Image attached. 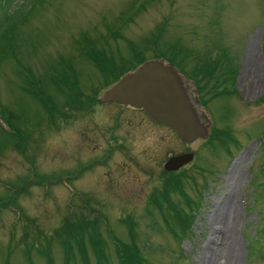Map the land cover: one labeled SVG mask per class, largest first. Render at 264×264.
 Segmentation results:
<instances>
[{
    "label": "rangeland",
    "instance_id": "obj_1",
    "mask_svg": "<svg viewBox=\"0 0 264 264\" xmlns=\"http://www.w3.org/2000/svg\"><path fill=\"white\" fill-rule=\"evenodd\" d=\"M8 3L0 10V27L7 29L0 38V264H81L76 249L69 258L62 254L56 235L64 218L94 221L86 232L96 228L106 260L95 262L82 234L89 264H119L106 231L126 244L130 223L145 264H264V0ZM120 35L128 46L116 39ZM87 43L109 47L114 59L130 63L131 49L147 60L173 56L183 73L170 65L183 75L201 118L226 130L230 140L223 147L203 139L184 143L129 106L114 127L112 102L82 112L62 107L65 97L51 82L68 68L85 94L98 90L99 101L116 82L102 87L82 54ZM215 63L213 78L196 92L186 78L190 69ZM31 82L68 116H49L26 91ZM8 128H16L19 139ZM188 152L192 159L174 172L192 175L200 196L185 185L198 208L190 206L193 221L177 239L147 200L160 188L167 158ZM78 203L86 205L79 209Z\"/></svg>",
    "mask_w": 264,
    "mask_h": 264
},
{
    "label": "trees",
    "instance_id": "obj_2",
    "mask_svg": "<svg viewBox=\"0 0 264 264\" xmlns=\"http://www.w3.org/2000/svg\"><path fill=\"white\" fill-rule=\"evenodd\" d=\"M8 1L9 0H0V10L8 7ZM6 30L7 29H5L4 26L0 27V38H4ZM116 39L121 40L125 43V46H128V41L125 40V37L120 35V37L118 36V38L116 37ZM7 40L10 42V44L7 46L8 48L12 43V38L9 36L7 37ZM82 51V54L91 63L94 69H96L99 76L101 77V85L102 87L104 86L103 88L117 81L125 73L134 70L137 66L147 60L132 49L130 51V57L132 56V63L126 62L120 56L114 59L113 57L116 56L111 54L112 52L109 47L98 49L93 43H87V46L85 48H82ZM159 58L160 57H156L154 59ZM173 58V56L170 57L168 61H166V63L171 64L172 66L176 65L175 68L183 73L181 66L176 64ZM216 65L219 64L215 63L212 64V66L211 64H201L200 67L193 66L192 69H190L191 71L186 76V78L193 84L194 88L196 86V92H201L210 82L209 80L213 78L212 73ZM197 74L199 75L198 78ZM202 81H204L203 85L200 86L199 83H201ZM32 83L33 82H31L30 87H28L26 91H29L30 94H34L36 98L39 99L49 116L53 114L58 116L61 115L62 117L68 116L67 112L60 110L59 113L58 110H55L53 104L47 99V97H44L42 95L46 93L38 88L37 83L34 85H32ZM218 83V80H216L210 85V88H214ZM51 84L59 94L64 95V106H62L64 108L70 107L73 111L82 112L91 106L94 107L96 104L98 105V98L96 97V92L98 90H92V93L85 94V92L77 82L74 71L70 70L69 68L68 74L66 76L63 75L59 79L53 78ZM215 95L216 94H210L208 99L215 97ZM198 102L200 106L205 105V101L202 100V98H198ZM86 111H91V109ZM2 114L3 113L0 112V116H2ZM9 115L11 114H8V116ZM8 130L9 132H11L12 136L16 138V140L19 139L20 135L16 128H13L12 131L11 128H8ZM229 136L230 135L226 130H216L214 128H210L207 137L203 139L204 145H216L218 147H223L226 142L230 140ZM14 146L16 151L19 153L17 146ZM159 179L161 181L160 188L155 189L152 193L149 194L147 204L150 205L152 209H154L161 216L163 223L167 225L172 235L177 239H180V237L185 236L188 233L189 227L191 226L194 218V214L190 211V206L194 207L195 209L198 208V203L196 201L190 200L184 190V187L187 183L190 187L193 186L194 192L198 196H200V191L195 187L196 183L194 177L186 173L166 172L163 170L159 175ZM174 196L176 197V199H174ZM181 201L184 203L185 207L188 208L187 213H184L183 209L181 208ZM4 205L5 204H3V207ZM84 205H86V203H78L77 208H84ZM6 206L8 207V204H6ZM10 209L12 210V208ZM87 212L88 214H90L89 211ZM62 220L63 224L61 226V232L58 233L59 235H56L57 240L59 241L58 238L60 237H67L68 239H71L73 241L70 246V243L63 241L62 238L60 239V246L63 251L62 254L64 258H69L73 249H76L80 263L89 264L87 253L84 248V238L86 237L95 262H98L101 259L106 260V254H104L106 246L103 239L101 237L99 238V234L96 232V228L92 226L89 233L86 232V225H95L93 220L89 221L87 219L85 220L84 218H79L77 222H73L69 218H64ZM119 222L123 223V220L120 219ZM76 223L79 224L76 225ZM133 226V223L126 225V235H128L130 239L126 244L123 243L118 237H116L115 234L112 233V231H106V235L111 242L113 251L118 259L119 264H145L136 247V243L134 240L135 231ZM82 227L84 231L83 233L80 232ZM82 234H84L83 240L81 238Z\"/></svg>",
    "mask_w": 264,
    "mask_h": 264
},
{
    "label": "water",
    "instance_id": "obj_3",
    "mask_svg": "<svg viewBox=\"0 0 264 264\" xmlns=\"http://www.w3.org/2000/svg\"><path fill=\"white\" fill-rule=\"evenodd\" d=\"M101 102L142 109L152 121L171 129L184 143L204 139L209 132L183 76L160 60L145 61L123 75L105 90ZM191 159V152L169 157L163 170L176 171Z\"/></svg>",
    "mask_w": 264,
    "mask_h": 264
},
{
    "label": "flooded vegetation",
    "instance_id": "obj_4",
    "mask_svg": "<svg viewBox=\"0 0 264 264\" xmlns=\"http://www.w3.org/2000/svg\"><path fill=\"white\" fill-rule=\"evenodd\" d=\"M98 101V104H102V102L101 101H99V100H97ZM113 104H114V102H112ZM116 105V108L118 109V111L116 112V113H114L113 115V117H111L110 118V120H112L113 121V126L115 127L116 125H117V122H118V115H119V113H120V110L123 108V105H120V104H115ZM129 108H131V109H136V110H139V111H141V114H142V116H143V118L149 123V124H151L152 126H157V127H163L164 128V126H162V125H160V124H157L156 122H154V121H152L145 113H144V111L142 110V109H137V108H132V107H130L129 106ZM106 141H107V143H111V141H110V136L108 135L107 136V138H106ZM171 157V156H170Z\"/></svg>",
    "mask_w": 264,
    "mask_h": 264
}]
</instances>
